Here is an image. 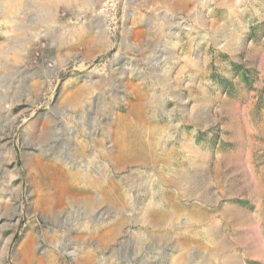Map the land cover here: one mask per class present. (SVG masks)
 <instances>
[{
	"label": "rangeland",
	"instance_id": "374dc122",
	"mask_svg": "<svg viewBox=\"0 0 264 264\" xmlns=\"http://www.w3.org/2000/svg\"><path fill=\"white\" fill-rule=\"evenodd\" d=\"M0 264H264V0H0Z\"/></svg>",
	"mask_w": 264,
	"mask_h": 264
},
{
	"label": "bare ground",
	"instance_id": "6f19581e",
	"mask_svg": "<svg viewBox=\"0 0 264 264\" xmlns=\"http://www.w3.org/2000/svg\"><path fill=\"white\" fill-rule=\"evenodd\" d=\"M49 15H50V13L44 12L41 16L40 15L39 16H40L41 20H48Z\"/></svg>",
	"mask_w": 264,
	"mask_h": 264
}]
</instances>
